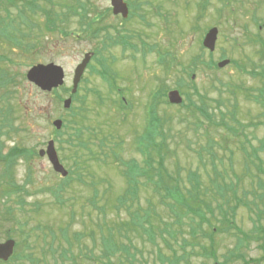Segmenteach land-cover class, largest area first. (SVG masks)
I'll use <instances>...</instances> for the list:
<instances>
[{
	"label": "rangeland",
	"instance_id": "1",
	"mask_svg": "<svg viewBox=\"0 0 264 264\" xmlns=\"http://www.w3.org/2000/svg\"><path fill=\"white\" fill-rule=\"evenodd\" d=\"M36 1L41 6L34 12L27 8V0H17V7H11L9 0L0 2V17L7 14L9 30L14 34L10 38L0 35V69L14 82L8 102L0 99L1 113L9 117L11 124L10 129L2 125L0 154H5L13 145L30 152L7 166L0 156V242L10 236L17 243L16 257L0 264H106L105 259L97 256L102 248L101 237L108 233L104 220L115 222L129 217L124 209L117 211L114 207L116 198L126 189L122 173L125 166L111 158L109 148L121 159L129 160L128 164L131 159L142 163L135 144L142 132L147 133L145 127L152 110L157 129L150 135L155 141L164 139L170 149L165 159L167 169L179 172L182 185L188 189L193 181L187 175L193 171L198 176L201 193H206L198 199L201 212L202 206H211L221 201L219 197H227L220 195L221 185H232L236 196L264 197V173L253 165L246 169V155L239 148L244 142L252 152L264 138V105L259 95L264 90V79L258 74L259 65L264 64V0H125L131 11L125 22L112 14L109 0ZM79 3L85 5L82 21H79L82 13ZM138 3L137 11L132 5ZM105 27L98 36L95 34L96 28ZM212 27L218 28V36L210 52L202 47L201 39ZM83 28L87 31H82ZM119 28L120 38L130 36V39L124 40L125 45L105 47L103 40H109L105 34L117 37ZM15 37L19 41L17 45L7 41ZM142 41L153 51H148L147 44L142 46ZM144 50L148 51L145 55ZM86 52H92L93 56L79 81L77 100L73 97V110L63 108L62 98L69 96L73 69ZM222 58L234 62L218 67L217 62ZM101 61L113 72L105 79L97 74L102 70ZM50 62L63 68L64 84L55 91L44 92L28 82L25 74L35 64ZM167 65L170 66L168 73L164 70ZM193 68L195 72L191 74L195 78L190 75V80L216 108L212 122L184 106L168 102L171 90H178L183 100L184 91L188 92L185 94L198 102L195 89L187 85V73ZM1 73L4 72L0 71V77ZM181 76L187 83L184 81L180 88ZM212 83L215 87H211ZM159 87H162L161 95L151 103ZM1 113L0 120L4 118ZM55 119L63 121L57 130L52 125ZM77 132L81 140L92 142L88 146L93 156L103 141L108 157L101 158L106 163L97 162L86 148L77 146L80 139ZM50 139L54 140L62 164L73 172L69 184L63 180L68 174L56 173L46 156L37 154ZM258 155L264 159V152ZM152 157L156 158L154 152ZM80 162L83 169L78 171L75 167H80ZM262 168L264 171V164ZM78 174L84 183L76 180ZM138 185L140 206L148 207L151 201L156 219H159L157 214L166 218L167 207L160 204L151 184L142 177ZM134 203L132 208L137 206ZM7 208L10 215L6 213ZM201 215L206 226L210 224L208 231L218 224L214 219L209 220L208 214ZM248 217V211L240 208L234 219L247 230ZM59 227H67L65 239L71 242H76L75 233L82 234L80 246L73 244L72 247L75 263L60 258L58 252L55 260L50 257V247L60 250L68 243L59 235ZM197 232L195 239L189 231L184 233L187 240L186 244L182 241L184 248L178 239L174 242L167 238L170 249L158 240L162 260L156 248L132 234L139 249L136 264H169L168 259L174 255H184L176 264H202ZM215 237L219 251L233 242L230 233L215 232ZM256 244L251 242L248 250L254 252ZM84 247L94 248L96 257L87 256L90 259L80 254L79 248ZM122 261L113 259L112 264L129 263L127 259Z\"/></svg>",
	"mask_w": 264,
	"mask_h": 264
},
{
	"label": "trees",
	"instance_id": "2",
	"mask_svg": "<svg viewBox=\"0 0 264 264\" xmlns=\"http://www.w3.org/2000/svg\"><path fill=\"white\" fill-rule=\"evenodd\" d=\"M1 1H3L4 3H8L7 2L8 0H0V2ZM16 1L17 0H9L10 6L17 7V5L15 4ZM20 1L22 2L23 0ZM78 5H79L78 9L82 11L81 15H79L80 16L79 21L85 20V16H84L85 5H82V3H79ZM134 5L132 6L134 7ZM10 6H7L6 8L7 11H9ZM40 6L41 4L38 3L37 1L35 2V0H27V8L32 12H34L36 8ZM139 6L140 5L137 4L136 7ZM23 7H26V4H24ZM8 18L9 17L7 16V14L4 16V18L0 17V35L5 36V38H10V36L14 35L13 32L9 30L10 21L8 20ZM7 21H9L8 24ZM49 23L53 25L54 21H51ZM81 25L84 24L81 22ZM105 29L106 27L96 28V31L94 32L98 36L102 31H105ZM82 31L86 32L87 30L83 28ZM107 35L105 34L107 38L109 37V40H103L105 47L120 43H122V45H125L124 40H116V37L111 36L109 33ZM7 41L11 42L14 45H17L19 42L16 37L14 39L12 38V40H7ZM262 54H264V51L262 52ZM232 61L233 60H231V62ZM100 65L102 70L97 71V74H99L102 78L105 79L107 77L106 75L110 70V66L106 65L105 61L103 62L101 61ZM259 66H260V72H258V74L264 79V64H260ZM169 69L170 66L167 65L166 66L167 73L169 72ZM0 71L4 72L1 73V77H0V89H2L0 99L8 102L9 100L8 97H10L12 93L10 87L14 84V82L11 83L13 79L6 71H4L3 69H0ZM194 72L195 69L193 68V70L189 71V74L187 73L189 83H187L184 77L181 76L182 79L180 81L181 83L179 84L181 88L182 83H184L185 81L187 85H189L188 87L192 86L195 89L196 95L198 96L197 97L198 102L197 103L193 102V100L189 97V95L185 94L188 92L184 91L183 95L186 101L184 100L181 106H184L188 110H191L193 114L194 113L200 114V116L205 118L208 122H212L215 115L214 109L216 108L212 107L209 104L210 102L208 97L205 94L199 92L195 87V82L190 80V75L191 73ZM221 84L224 88L228 89L225 83H221ZM263 85H264V80H263ZM211 87H215V85L212 83ZM161 88L162 87L156 89V92L153 96V101L156 100V98H158L161 95ZM217 89L219 92H221L220 88ZM229 91L233 93V90L232 91L229 90ZM263 91H261L259 95L263 97V98L261 97L262 98L261 103L264 105V95L261 94L263 93ZM74 98L77 100V94H75ZM212 101L214 102L216 100L212 99ZM153 106L154 103L151 106V110ZM218 109L222 116V120H224L223 119L224 113L220 110V107ZM1 112L2 110L0 109V113ZM1 115L4 118L0 120L1 121L0 134L2 133V129H1L2 125H6L8 129L11 128L9 117H7L5 113L4 114L1 113ZM156 119L157 118H155L154 116V111L152 110V115L149 120V123L145 127L147 128V130L145 131L144 129V131L147 133L145 134L142 132L136 139L135 148L141 154L142 163H138L136 160L131 159L132 162L128 164L127 161L129 160L125 161L121 159L116 152H114L109 148V150L111 151L110 152L111 158L118 163L120 162V166L124 165L125 167H127V168L124 167L122 172L126 182V189L120 196L116 198V204L114 205V207L116 208L117 211L124 209L128 213L129 217L127 218V220H117L115 222L111 220L109 222H106V220H104V223L106 225V231L108 233L107 235H102L101 237L102 248L100 250V254L97 256H100L103 259H105L106 264H112L113 259H117V260L120 259V261L123 260L122 263L124 262V259H127L129 262L128 264H136L138 262L136 261L137 258L136 255L138 254L139 249L134 244L131 238L132 234L136 235L137 237H140L141 240L147 241L154 248H156L157 255H159V257H161L162 260L164 259L162 258L164 256L161 255L162 249L158 245V240H160L164 244V246L165 247L167 246L168 248L171 245L169 244L167 238L170 241H174V242H176L178 239L180 241L181 247L184 248V244L187 243V240L184 239L185 237H183L184 233L186 235V233L189 231L192 239L197 238L196 231L202 228V222L205 220L201 215L202 212L199 210L200 208H198V206L202 205L200 202H198L199 201L198 199L206 195V193L204 191L201 193L198 176L196 175V172L194 173L193 171H191L187 175L189 177V181H193V183L190 186V189H188L182 185L183 178L179 172H171L170 170L167 169L165 165V159L168 156V152L170 151V149L168 148L167 144H164V139L161 138L160 139L161 141L160 140L155 141V137L153 138V135H150L156 132L157 129ZM224 122L226 121L224 120ZM238 124L241 128L242 124L239 121ZM232 132H234V130ZM77 133H78L77 136H79L80 132ZM3 134L5 133L3 132ZM245 141L248 142L249 141L248 138L245 139ZM78 142L79 143L77 144V146H80L83 149L86 148V150L91 154V157L93 159H95L97 162L106 163L105 159H107L108 154L105 153L103 150V146H104L103 141H100V143L98 144L100 150L99 152L95 153L94 156L87 142L81 140V135ZM90 145H92V143ZM240 146L239 148L244 152V155L247 156V158L245 156L246 161L244 162L246 169L249 168V165H253L257 170L264 173L262 168V165L264 164V159H261L258 155L259 152H264V138L260 140V144L258 147L253 148L251 150L252 152H249L246 149L244 142H242ZM153 152L156 155V158L154 160L152 159ZM24 154L27 155L30 154V152L25 148L19 149V147L13 145L8 148L5 154L3 155L0 154V156L1 159L4 162H6L5 164L7 166L10 165L12 162H14V159H16L18 156H23ZM197 155L199 156V158H201L200 152H197ZM101 157L105 159H102ZM255 160L258 163H256ZM82 162L78 164L80 167H75L77 168L78 171H81V169H83L81 167ZM72 173L73 172L69 169L68 177L63 179L64 183H68V184L71 183ZM79 173L81 174V172ZM142 177H144L145 181L151 184L152 186L151 189H153V192L158 197V201L161 202L160 204L167 207L166 218H163L161 215L157 214V217H159V219H156L155 205L153 204L151 205L150 204L151 201L150 202L148 201L149 202L148 207L143 208L140 206L139 195H138L140 185H138V182ZM76 180L78 182L84 183L82 177H80L79 174L77 175ZM90 185H92V183H90ZM20 187L24 188V185H20ZM225 187H228L230 190H226L227 188ZM206 189L207 188H205V190ZM218 190L221 191L220 195L227 197H233V196L237 197L235 189L233 188L232 185H221L219 186ZM131 203H134L137 206L135 208H132ZM6 211H7L6 213L10 215V210L8 208ZM170 220L172 221V223ZM58 231H59V235L63 237V240L64 241L66 240V243L67 242L68 243L66 244L67 246L65 247L63 246L62 248H60V250H55V248L50 247L51 249L50 257L55 260L56 259L55 254L58 252L57 256H59L60 258L64 257L66 259H69L71 262L75 263V255L73 254L72 247L73 244L80 246L82 234L75 233L74 239L76 240V242H71L70 240H68V238L65 239L67 235L66 233L67 227H59ZM50 232H52L51 229ZM182 241H184V244L182 243ZM83 249L87 252L83 251ZM168 249H170V247ZM79 252L80 254L84 253L85 257L91 256V258L93 259L96 257L94 248L91 249H87L86 247L79 248ZM183 252H185V250ZM15 257L16 256H14L13 259ZM182 258H184V255H180L179 257L174 255L172 258H169L167 262L169 264L172 263L176 264ZM101 262L104 263V261Z\"/></svg>",
	"mask_w": 264,
	"mask_h": 264
},
{
	"label": "flooded vegetation",
	"instance_id": "3",
	"mask_svg": "<svg viewBox=\"0 0 264 264\" xmlns=\"http://www.w3.org/2000/svg\"><path fill=\"white\" fill-rule=\"evenodd\" d=\"M139 4V3H138ZM128 5V4H127ZM140 5V4H139ZM137 6V5H136ZM133 8L139 10V7ZM128 16L123 19L120 14H113L123 21L130 18V6ZM138 17H141L138 15ZM143 17V16H142ZM124 21V22H125ZM118 38L116 40H129V37L120 38V28L118 29ZM91 55L93 56L92 52ZM92 58V57H91ZM221 201L215 202L211 206L206 204L202 206V213L209 215V220L214 219L218 224L207 230L210 225L206 220L202 222V228L198 229V256L210 264H264V197H219ZM240 208L248 211L250 225L247 230L241 228L234 219L236 210ZM217 233H230L233 236V242L219 251L215 243ZM251 242H256L257 249L252 252L248 250ZM202 264H208L207 262Z\"/></svg>",
	"mask_w": 264,
	"mask_h": 264
},
{
	"label": "water",
	"instance_id": "4",
	"mask_svg": "<svg viewBox=\"0 0 264 264\" xmlns=\"http://www.w3.org/2000/svg\"><path fill=\"white\" fill-rule=\"evenodd\" d=\"M110 5L112 8L113 14H121L122 17H127L128 7L124 0H110ZM217 28H211L205 35L203 39V46L213 51L215 48L216 38H217ZM91 57L90 53H86L81 60V62L76 66L73 73L72 79V88L71 93H75L77 90L78 83L81 79V76L84 72V69L89 62ZM229 62L228 59H224L218 62V67H223ZM26 78L29 82L36 85L42 91L49 92L54 88H57L64 83V70L60 65H57L53 62L42 64L38 63L31 66L26 72ZM195 76L192 75V78ZM168 100L172 104H180L182 102V97L178 90H171L168 93ZM71 104V97H68L63 100V107L69 108ZM52 124L59 129L62 125V120L55 119L52 121ZM40 156L46 155L52 168L55 172L61 174V176L67 175V170L60 163L57 152L54 147V142L50 140L45 148V150L39 151ZM15 241L11 238L6 239L3 242H0V260L6 261L13 254Z\"/></svg>",
	"mask_w": 264,
	"mask_h": 264
}]
</instances>
